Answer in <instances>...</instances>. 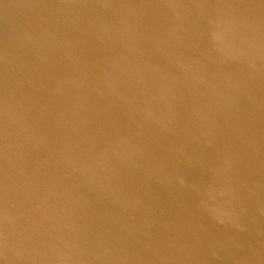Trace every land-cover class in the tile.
Wrapping results in <instances>:
<instances>
[{
	"label": "clouds",
	"instance_id": "clouds-1",
	"mask_svg": "<svg viewBox=\"0 0 264 264\" xmlns=\"http://www.w3.org/2000/svg\"><path fill=\"white\" fill-rule=\"evenodd\" d=\"M9 11L0 264H264V0Z\"/></svg>",
	"mask_w": 264,
	"mask_h": 264
},
{
	"label": "water",
	"instance_id": "water-1",
	"mask_svg": "<svg viewBox=\"0 0 264 264\" xmlns=\"http://www.w3.org/2000/svg\"><path fill=\"white\" fill-rule=\"evenodd\" d=\"M27 0H0V34H7L12 24L9 9L21 8Z\"/></svg>",
	"mask_w": 264,
	"mask_h": 264
}]
</instances>
